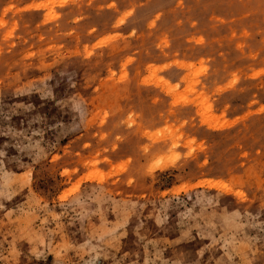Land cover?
I'll return each instance as SVG.
<instances>
[{
    "label": "rangeland",
    "instance_id": "rangeland-1",
    "mask_svg": "<svg viewBox=\"0 0 264 264\" xmlns=\"http://www.w3.org/2000/svg\"><path fill=\"white\" fill-rule=\"evenodd\" d=\"M0 264H264V0H0Z\"/></svg>",
    "mask_w": 264,
    "mask_h": 264
}]
</instances>
